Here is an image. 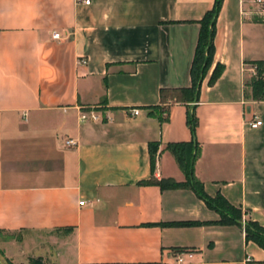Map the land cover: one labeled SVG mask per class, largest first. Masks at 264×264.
Returning a JSON list of instances; mask_svg holds the SVG:
<instances>
[{
    "label": "crops",
    "instance_id": "crops-1",
    "mask_svg": "<svg viewBox=\"0 0 264 264\" xmlns=\"http://www.w3.org/2000/svg\"><path fill=\"white\" fill-rule=\"evenodd\" d=\"M214 3L0 0V231L26 232L0 241L13 263L175 264L176 250L192 249L190 264H264L244 227L206 223L220 214L191 188L142 184L185 181L168 145L194 141L206 192L264 226V100L245 97L250 62L264 60L254 0L223 1L199 100L161 118L160 90L192 85L199 21ZM217 63L225 68L210 85ZM92 109L102 119L82 120Z\"/></svg>",
    "mask_w": 264,
    "mask_h": 264
},
{
    "label": "trees",
    "instance_id": "trees-1",
    "mask_svg": "<svg viewBox=\"0 0 264 264\" xmlns=\"http://www.w3.org/2000/svg\"><path fill=\"white\" fill-rule=\"evenodd\" d=\"M224 0H215L214 6L208 10L204 17L199 21L201 28L196 47V52L191 68L192 85L190 87L179 88H162L160 97L162 103V111L166 112V116L161 117L166 120L169 117L170 105L175 102L190 103L199 100L202 82L212 67L215 59V35L218 16L220 14ZM255 68L256 74H252L251 78L246 81L245 97L252 100H264V60H256L250 62ZM224 65L217 63L209 79V84L213 85L222 75ZM187 123L193 134L195 135L198 126V118L195 113V106H189ZM168 149L176 157L180 167L186 174V180L177 182L172 179L142 181V184H157L162 189L165 188H191L195 193L206 202L208 207L216 210L220 214V219L213 222L220 225H239L244 227L246 240L254 241L264 249V226L251 217H246L242 208L230 203L221 193L216 196L209 195L204 184L196 178L194 174V163L198 156L197 147L194 141L177 142L168 145ZM150 151L152 156V166L155 170V155L158 151V143H150ZM168 224V223H167ZM203 222H173L169 225H201ZM166 225V223H162ZM3 252V250H2ZM4 253V252H3ZM5 254V253H4ZM10 264H15L9 259ZM1 264V262H0ZM30 264H48L42 258H31Z\"/></svg>",
    "mask_w": 264,
    "mask_h": 264
},
{
    "label": "built area",
    "instance_id": "built-area-1",
    "mask_svg": "<svg viewBox=\"0 0 264 264\" xmlns=\"http://www.w3.org/2000/svg\"><path fill=\"white\" fill-rule=\"evenodd\" d=\"M78 2H82L84 4H91L92 0H77ZM254 2L259 6L257 13L264 14V0H254ZM54 38H61L63 37L60 33H55L53 35ZM65 37V36H64ZM83 63H86L87 60L82 59L81 60ZM252 74H256V70L254 67L251 68ZM131 113L134 115H138L140 113V109L134 108L131 109ZM102 114L94 109L92 110H82L81 112V119L82 120H87L91 119L94 121L101 120L102 119ZM250 126L252 128H257L263 124V120L259 118L258 116H254V118L249 122ZM67 145H76L77 142L74 139H68L66 140ZM81 205L85 204V201L82 200L80 201ZM175 264H190L193 260V257L195 255L194 250L192 249H178L175 252Z\"/></svg>",
    "mask_w": 264,
    "mask_h": 264
},
{
    "label": "rangeland",
    "instance_id": "rangeland-1",
    "mask_svg": "<svg viewBox=\"0 0 264 264\" xmlns=\"http://www.w3.org/2000/svg\"><path fill=\"white\" fill-rule=\"evenodd\" d=\"M26 232H15V233H8L0 231V241H14L19 240L24 237Z\"/></svg>",
    "mask_w": 264,
    "mask_h": 264
},
{
    "label": "water",
    "instance_id": "water-1",
    "mask_svg": "<svg viewBox=\"0 0 264 264\" xmlns=\"http://www.w3.org/2000/svg\"><path fill=\"white\" fill-rule=\"evenodd\" d=\"M0 262L1 264H10L9 258L0 249Z\"/></svg>",
    "mask_w": 264,
    "mask_h": 264
}]
</instances>
